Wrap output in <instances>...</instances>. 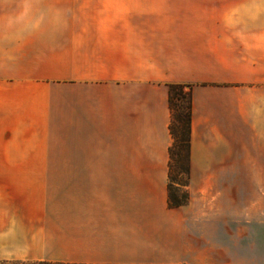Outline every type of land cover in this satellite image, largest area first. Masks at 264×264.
<instances>
[{
    "label": "crops",
    "instance_id": "0c3cea01",
    "mask_svg": "<svg viewBox=\"0 0 264 264\" xmlns=\"http://www.w3.org/2000/svg\"><path fill=\"white\" fill-rule=\"evenodd\" d=\"M27 1L0 0V264H264V0Z\"/></svg>",
    "mask_w": 264,
    "mask_h": 264
},
{
    "label": "trees",
    "instance_id": "16d2710c",
    "mask_svg": "<svg viewBox=\"0 0 264 264\" xmlns=\"http://www.w3.org/2000/svg\"><path fill=\"white\" fill-rule=\"evenodd\" d=\"M172 144L169 148L168 204L181 206L189 202L192 145V89L190 84H169Z\"/></svg>",
    "mask_w": 264,
    "mask_h": 264
},
{
    "label": "rangeland",
    "instance_id": "374dc122",
    "mask_svg": "<svg viewBox=\"0 0 264 264\" xmlns=\"http://www.w3.org/2000/svg\"><path fill=\"white\" fill-rule=\"evenodd\" d=\"M30 5H34L35 6V4H36V0H29V1H27ZM14 3H16L15 1H14ZM26 3V2H25ZM256 235H257V248H258V250H259V252L258 253H262V250H263V247H264V243H263V236H264V231H262V230H257V233H256Z\"/></svg>",
    "mask_w": 264,
    "mask_h": 264
}]
</instances>
